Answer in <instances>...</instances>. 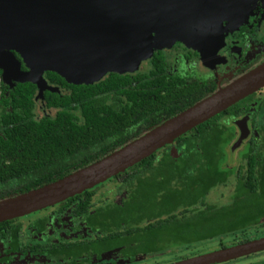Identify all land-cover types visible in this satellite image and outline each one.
I'll return each mask as SVG.
<instances>
[{"label":"trees","instance_id":"trees-1","mask_svg":"<svg viewBox=\"0 0 264 264\" xmlns=\"http://www.w3.org/2000/svg\"><path fill=\"white\" fill-rule=\"evenodd\" d=\"M161 73L163 75V69ZM46 75L64 87L75 89L77 96L75 100L56 99L51 104L57 107L62 106L58 102H63L66 103L63 106L70 107L71 103H76L89 125L76 128L71 125L72 116L63 112L54 123L45 121L47 126H35L30 102L34 87L18 86L12 103L15 112L6 114L9 105L6 103L2 116L6 122L4 126L14 123L15 128L0 136V181H10L4 186L0 183V201L40 189L105 159L220 90L215 86L207 89L204 85L194 87L188 93L175 85L168 87L167 78L156 74L139 78L112 74L99 84L78 86L68 85L56 73L47 72ZM135 81L138 84L132 87L131 83ZM161 92L165 94L161 95ZM124 95L134 101V106L126 107V111L114 110L109 100ZM241 108L236 106L227 113L240 115ZM216 121L212 119L176 140L180 158L173 157L167 147L161 161L157 162L155 154L122 176L121 182H138L150 194L141 206L133 203L125 210L109 208L105 221H100L99 215L89 216L92 193L74 200L87 203V206L77 207L80 210L77 216L86 218L89 226L101 234L95 242H90L92 246L87 250L102 251L104 248L97 245L103 242L107 245L105 248L112 251L119 245L124 246L128 257L138 254L160 256L256 226L264 218V169L256 173L257 161L250 160L240 170L237 201L257 203L259 215L238 216L232 205L217 208L207 203L205 209L197 207L233 174L223 166L233 134L230 129L218 126ZM33 127L39 129L33 131ZM14 136L17 140L11 141ZM18 150L17 160L8 162L9 159L4 157ZM246 155H250V151ZM172 171H178V174L173 175ZM174 179L180 181L175 187ZM124 219L125 226L121 225ZM8 224H0V236H5ZM247 242L250 241L239 244ZM84 244L72 245L76 256L81 254Z\"/></svg>","mask_w":264,"mask_h":264},{"label":"water","instance_id":"water-1","mask_svg":"<svg viewBox=\"0 0 264 264\" xmlns=\"http://www.w3.org/2000/svg\"><path fill=\"white\" fill-rule=\"evenodd\" d=\"M260 4L264 0H0V70L45 89L47 72L90 85L108 73L136 72L176 42L211 56ZM22 63L29 72L21 70ZM262 88L264 65L105 159L0 201V224L106 183ZM263 252L264 238L173 264H226Z\"/></svg>","mask_w":264,"mask_h":264},{"label":"flooded vegetation","instance_id":"flooded-vegetation-1","mask_svg":"<svg viewBox=\"0 0 264 264\" xmlns=\"http://www.w3.org/2000/svg\"><path fill=\"white\" fill-rule=\"evenodd\" d=\"M225 29L235 28L227 26ZM224 40V45L222 44L218 51L211 56H203L200 52L187 47L184 43L176 42L169 48L157 50L151 58L141 63L136 72L124 75L110 73L102 81L112 74L122 77L130 76L131 78H139V76L149 77L156 74L160 76L164 75L167 78L166 84L168 87L175 85L177 89L185 92L190 91L194 87L204 85L207 89L214 86L216 89H222L220 83L221 85L226 84L225 80L228 81V85H231L264 65V4L258 5L242 26L238 29L236 28V30L227 32ZM18 59L21 61L20 58ZM161 69H163V75ZM21 70L23 72L30 71L23 63ZM44 80L48 88L42 89L33 82H20L16 76L0 72V136L6 135L8 129L15 128L14 123L4 126L6 122L2 116L6 103L9 104L6 107V114L15 112L12 105L14 102V92L18 86L22 85L34 87L30 102L32 104V121L35 126L40 127L44 124L47 126L48 124L45 121L54 123L57 121L58 115L63 112L72 116L71 125L74 127H87L89 125L84 120L82 112L76 103H71L70 107L63 106L66 104L63 102H58L62 106L57 107L51 104L56 99H77L75 89L64 87L60 83L50 80L46 73L44 74ZM66 83L78 86L68 81ZM137 84L138 82L135 81L131 83V86L135 87ZM164 94L165 92H161V95ZM133 103L134 101L132 102L125 95L121 98L109 100V105H113L116 111L121 109L126 111V107L132 108ZM239 105L242 107L240 115H236L235 112L227 113ZM213 119H217L216 124L218 126L230 129V132L233 134V140L226 148V162L223 165L225 168L230 169L233 174L228 176L223 185L213 189L204 198L203 205H200V203L197 207L205 209V204L207 203L217 208H225L232 205V210L238 216L259 215L261 211L260 209H256L257 203H238L237 196L239 194L238 175L242 167L246 166L250 160H253L258 162L256 164V173L264 169V88L243 99ZM38 127H33L31 130L37 131ZM242 136H244V139L242 143L238 144ZM3 139L6 140V138ZM16 140L15 136L11 139V141ZM167 147H170V151L176 149L175 158L182 156L178 154L176 141L172 146ZM167 147L156 153L158 157L157 162L161 161L164 157L162 152ZM249 151L250 155H246ZM18 152L19 150L17 153H12L10 156L4 155V157L9 159L8 162L15 161L19 158ZM236 154H238L239 165L235 167L230 166L229 161ZM52 156L57 155H48V157ZM129 172L130 169L106 183L62 203L5 222L10 224L5 228V236H0V264H136L139 258H157L162 256L164 253L160 256L138 254L128 257L124 246L119 245L118 248L112 251L106 249L107 245L103 242H98L97 247H103L104 250H96V248L87 250L88 246H92L90 242L93 240L95 242L97 236L101 234L100 231H94V228L89 226L86 218L77 216L80 211L77 207L87 206V203L74 202V200L84 197L87 193H92L93 195L89 202L91 207L89 216L95 217L99 215L100 221H105L109 208L121 207L125 210L128 205L131 206L133 203L141 206L146 197H150V194L148 191L145 192L138 182H121L124 180L122 176H125ZM172 174L176 175L178 171H172ZM0 183L4 186L9 184L10 181H0ZM179 183V180L174 179L173 187L179 185ZM109 184L114 185L106 192L109 197L105 199L102 196L104 195L102 188ZM221 188L229 190L230 196H223V198H230V201L224 205L209 203L208 198L210 194ZM121 225H126V219L121 222ZM260 226H264V218H261L256 226H250L251 228L248 227L245 230H239L221 238ZM114 231L116 230L114 229ZM245 240L253 241L252 239H242L241 241ZM76 243H85L79 256H76V252L74 253L72 249V245Z\"/></svg>","mask_w":264,"mask_h":264},{"label":"rangeland","instance_id":"rangeland-1","mask_svg":"<svg viewBox=\"0 0 264 264\" xmlns=\"http://www.w3.org/2000/svg\"><path fill=\"white\" fill-rule=\"evenodd\" d=\"M243 24H244V22L240 26H242ZM225 26H227V25H225ZM239 27H237V29ZM0 72H3V70H0ZM109 74L110 73L106 74L104 77H102L100 80H98L95 83L101 82ZM225 82L228 83V81H226V80H225ZM227 83L226 84L224 83L223 85H221V83H220V86L222 87V89L226 88V86L229 84V83L228 84ZM231 159L232 160L229 161L230 166L235 167V166L239 165L238 154L233 156ZM113 185L114 184H109V185H106V187L102 188V190H103L102 193L104 194V195H102L103 198L106 199V197H109V195H107L106 192L109 191L110 187H113ZM223 196L224 197L230 196V192L228 189L221 188V189L215 190L214 192H212L210 194V196L208 198V202L211 204H217V205L227 204L230 201V198H223ZM262 238H264V226L252 228V229H249V230H247L245 232H241V233H236V234L221 238L220 240L215 239V240L209 241L207 243H200L198 245L184 247V248H181L180 250H178L176 252H167V253H164L162 256L157 257V258H145V257L139 258L138 261L136 262V264H173L176 262L184 261V260L189 259V258H194V257H198V256H202V255H206L209 253L219 251V250L223 249V246H227V248L236 246L239 244V242L242 239L258 240V239H262ZM259 262H264V252L250 256V257H247V258H244V259H241V260H238V261H235L231 264H251V263H259ZM122 264H128V263H122Z\"/></svg>","mask_w":264,"mask_h":264}]
</instances>
